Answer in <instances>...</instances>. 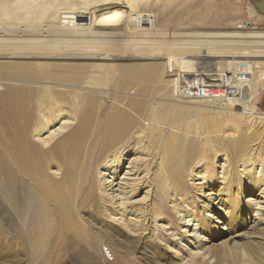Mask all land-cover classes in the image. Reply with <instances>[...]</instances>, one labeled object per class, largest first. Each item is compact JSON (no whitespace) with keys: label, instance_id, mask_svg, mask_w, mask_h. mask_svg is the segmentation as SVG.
Instances as JSON below:
<instances>
[{"label":"rangeland","instance_id":"rangeland-1","mask_svg":"<svg viewBox=\"0 0 264 264\" xmlns=\"http://www.w3.org/2000/svg\"><path fill=\"white\" fill-rule=\"evenodd\" d=\"M77 1L41 25L62 30ZM255 1L94 5L76 22L90 54L0 56V264H264ZM21 9L0 18L1 50L39 15Z\"/></svg>","mask_w":264,"mask_h":264},{"label":"bare ground","instance_id":"bare-ground-1","mask_svg":"<svg viewBox=\"0 0 264 264\" xmlns=\"http://www.w3.org/2000/svg\"><path fill=\"white\" fill-rule=\"evenodd\" d=\"M37 1L38 0H0V18H8V15L12 13L11 10H17L18 8H22L20 10L21 15L20 14L19 15L23 18L28 19L31 16V14H33V12L35 13V11H38V13H36V14H39V15H37V18H35V20L29 21V23H30L29 26L27 28L23 29L24 30L23 35L14 37L12 39V43H10V45L12 44L13 46H10L9 43L7 46H5V48L1 46L2 47V50L0 49V56L1 57L2 56L6 57L7 55H10V54H15L13 52H16V51L22 52L25 49H28V52H29V49H30V50H34V51L36 50L37 52L47 53L53 58H58L60 56V54H63V56L65 54L66 56H68V58H74V59L75 58L76 59L82 58L83 53H86L88 55L91 52H93V50L85 42L86 39L83 36V32L79 31V29L76 28V22L91 17V12L88 10L91 6H94V5L100 6V7L124 6V8L127 11V8H129V6L135 0H78L77 2H79V3L77 4L76 11H75L77 14L75 16H73L72 18H69V19L67 18V19L63 20L62 30L58 29V26H56V24H53V22H56V21L51 19L52 16L50 17L51 21L46 19L47 21L44 22L43 25H41V22H43V16L40 15L41 12L46 11V8H48V7L50 8V6H52V4H54L56 2V0H49V1L42 2V3L37 2ZM74 5H76V3L73 5H70L69 9H72L73 7H75ZM33 9H35V10H33ZM56 9L57 10L54 12L55 13L54 16L55 17H56V15L64 16L63 17V19H64L65 15H66L65 11H63L61 7L56 8ZM60 16H57V17H60ZM44 17H46V16H44ZM11 20L16 21L17 20L16 15L15 16L11 15ZM66 30H68L70 32L66 33ZM12 36H13V34L11 35V37ZM88 51L90 53H88ZM134 117H133V119H135ZM133 119H131V120H133ZM68 142H72V140H69ZM73 155H75V154L73 153ZM70 160H71V158H70ZM75 161L76 160H73V162H75ZM118 161L119 160H116L117 164H118ZM71 172H72V167L70 169V173ZM68 173H69V171H68ZM70 179H72V178H70ZM67 182H69V181H67ZM258 183L259 182H257V183L254 182L251 185L255 188V186H258ZM134 188H136V187H134ZM251 200L252 199H249L248 202H250ZM124 204L125 203H122V205H123L122 210L124 211V213L129 212V209L127 207H125ZM251 204L254 207L257 206L256 201H251ZM22 208L24 209V206ZM29 209L31 212L33 211V207H30ZM144 212H146V209H144ZM146 214H147V212H146ZM212 229H214V230L217 229V226H212ZM220 230H222L221 227H220Z\"/></svg>","mask_w":264,"mask_h":264},{"label":"built area","instance_id":"built-area-1","mask_svg":"<svg viewBox=\"0 0 264 264\" xmlns=\"http://www.w3.org/2000/svg\"><path fill=\"white\" fill-rule=\"evenodd\" d=\"M239 27L245 29V28L248 27V25H247V23H242V24H240ZM241 72H244L243 75H246L247 74V71H241ZM249 77H251V76H249ZM224 89L225 88L222 87V86H219L218 87V85H214V86L213 85H210L207 88L206 94L208 95V98H212V99H215V100L216 99H224L225 98V95L224 94L227 92V91L222 92Z\"/></svg>","mask_w":264,"mask_h":264},{"label":"water","instance_id":"water-1","mask_svg":"<svg viewBox=\"0 0 264 264\" xmlns=\"http://www.w3.org/2000/svg\"><path fill=\"white\" fill-rule=\"evenodd\" d=\"M255 3L257 5V8L264 12V4H262L261 0H256Z\"/></svg>","mask_w":264,"mask_h":264}]
</instances>
